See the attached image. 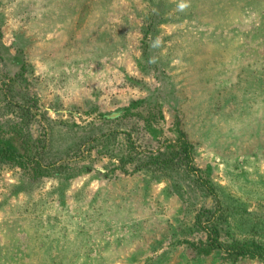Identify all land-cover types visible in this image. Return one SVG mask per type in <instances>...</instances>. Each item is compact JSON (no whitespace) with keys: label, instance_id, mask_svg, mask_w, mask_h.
<instances>
[{"label":"rangeland","instance_id":"374dc122","mask_svg":"<svg viewBox=\"0 0 264 264\" xmlns=\"http://www.w3.org/2000/svg\"><path fill=\"white\" fill-rule=\"evenodd\" d=\"M0 148V264H264V0H0Z\"/></svg>","mask_w":264,"mask_h":264},{"label":"trees","instance_id":"16d2710c","mask_svg":"<svg viewBox=\"0 0 264 264\" xmlns=\"http://www.w3.org/2000/svg\"><path fill=\"white\" fill-rule=\"evenodd\" d=\"M21 135L24 138L25 142V150L27 155L31 158V161L35 162V175H41L44 173V166H50L47 164V161H44V152H35L32 156V153L30 151V145L27 143H30L28 140L31 136L28 134V132H25V130L21 131ZM186 152V151H185ZM4 153L2 149L0 148V154ZM37 155H40L37 158ZM124 157V158H122ZM127 158V160H125ZM120 161H127V163H138L135 167L134 171H149L151 169H157L165 172H175L177 171H183L185 175L193 176L192 182L194 188L196 190L202 191L204 194L213 196L215 198H218V184L214 183L211 179L207 178L203 175H197L195 172V164H193V160L190 159V156L188 152L184 153V150H172L169 152H163L161 150H158L157 152H150L147 151H141L138 150V148H134L132 150H127L124 155L119 158ZM44 163V166L43 164ZM128 168L125 166V170ZM218 208L214 211L207 210V212H210L212 215L208 219L210 225H209V231L210 236L207 238L208 242L205 247L208 246V248H201V250H204L205 253H210L213 251H223L228 255L229 257H232L234 260H239L242 256L250 255L251 257H261L264 258V246H258V247H245L240 246L236 244H226L222 240V234L224 232V214H225V208L222 204V200L218 199ZM221 214H216L220 211ZM201 214H198L197 217V223L196 226H198V229L204 228V224L202 222V218L200 217ZM210 241V242H209ZM208 249V250H206Z\"/></svg>","mask_w":264,"mask_h":264}]
</instances>
